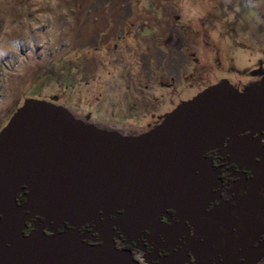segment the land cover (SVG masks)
Masks as SVG:
<instances>
[{
	"label": "water",
	"instance_id": "95a60500",
	"mask_svg": "<svg viewBox=\"0 0 264 264\" xmlns=\"http://www.w3.org/2000/svg\"><path fill=\"white\" fill-rule=\"evenodd\" d=\"M256 75L241 89L219 80L135 135L23 99L0 128V264H141L113 238L167 231V210L213 236L206 209L220 180L205 154L229 142L236 160L252 161L248 149L264 157L251 139L264 132V71ZM33 218L68 228L24 234ZM263 257L264 241L246 264Z\"/></svg>",
	"mask_w": 264,
	"mask_h": 264
},
{
	"label": "rangeland",
	"instance_id": "374dc122",
	"mask_svg": "<svg viewBox=\"0 0 264 264\" xmlns=\"http://www.w3.org/2000/svg\"><path fill=\"white\" fill-rule=\"evenodd\" d=\"M260 67L264 0H0V128L34 98L135 135L215 80L257 81Z\"/></svg>",
	"mask_w": 264,
	"mask_h": 264
},
{
	"label": "flooded vegetation",
	"instance_id": "af4514ba",
	"mask_svg": "<svg viewBox=\"0 0 264 264\" xmlns=\"http://www.w3.org/2000/svg\"><path fill=\"white\" fill-rule=\"evenodd\" d=\"M207 86L209 85L205 88ZM251 139L264 147L263 131L254 133ZM228 143H223L225 151L216 149L205 154L220 180L213 190V201L206 209V221L209 225H217L220 230H210V227L213 234L210 236L209 233L204 234L202 230H198L192 221H186L181 226L178 224L177 215L167 210L159 217L167 231L161 230L156 235L149 231H140L137 235H128L126 238L114 237L116 246L130 250L134 258L142 264L249 262L256 254L258 245L264 241V157L256 155L255 149H248L252 161L236 160L230 154ZM25 226L24 234L37 229L48 234L68 228L66 224H44L41 218H33ZM93 228L94 225L90 223L81 227L79 233H86ZM217 232L221 233L218 237L214 235ZM246 243H251L252 251L247 250Z\"/></svg>",
	"mask_w": 264,
	"mask_h": 264
},
{
	"label": "clouds",
	"instance_id": "9594fccd",
	"mask_svg": "<svg viewBox=\"0 0 264 264\" xmlns=\"http://www.w3.org/2000/svg\"><path fill=\"white\" fill-rule=\"evenodd\" d=\"M62 14L65 15L66 17H68L69 21H71L72 17L70 15V10L68 8H64Z\"/></svg>",
	"mask_w": 264,
	"mask_h": 264
},
{
	"label": "trees",
	"instance_id": "16d2710c",
	"mask_svg": "<svg viewBox=\"0 0 264 264\" xmlns=\"http://www.w3.org/2000/svg\"><path fill=\"white\" fill-rule=\"evenodd\" d=\"M16 201H17L18 204H20L23 201V199L21 198L20 194H18L16 196Z\"/></svg>",
	"mask_w": 264,
	"mask_h": 264
},
{
	"label": "built area",
	"instance_id": "2783aa9c",
	"mask_svg": "<svg viewBox=\"0 0 264 264\" xmlns=\"http://www.w3.org/2000/svg\"><path fill=\"white\" fill-rule=\"evenodd\" d=\"M140 262V261H139ZM141 263V262H140ZM142 264V263H141Z\"/></svg>",
	"mask_w": 264,
	"mask_h": 264
}]
</instances>
